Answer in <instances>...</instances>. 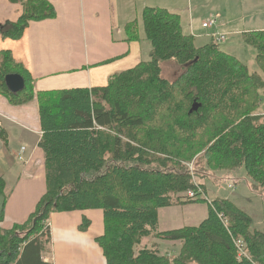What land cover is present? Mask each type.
I'll use <instances>...</instances> for the list:
<instances>
[{
    "label": "trees",
    "instance_id": "trees-1",
    "mask_svg": "<svg viewBox=\"0 0 264 264\" xmlns=\"http://www.w3.org/2000/svg\"><path fill=\"white\" fill-rule=\"evenodd\" d=\"M9 1L21 14L0 25L3 40L18 41L30 22L56 16L46 0ZM141 24L149 60L100 87L35 93L29 72L10 51H0V95L12 106L38 105L45 177V192L27 220L0 227V264H51L43 260L51 243L50 215L85 210L102 211L103 234L94 240L106 264H264V230L251 231L250 216L229 200L211 201L198 226L157 232L159 209L204 202L183 164L194 156L200 155L209 170L243 168L252 189L264 192V116L254 113L263 79L216 44L195 46L175 13L146 7ZM124 30L127 41L137 39V21ZM242 37L264 75V31ZM168 61L181 71L172 83L160 76V64ZM8 74L24 80L16 95L5 87ZM193 104L198 108L189 113ZM0 140L7 149L2 128ZM4 189L0 176V196ZM189 191L198 201L172 202L174 195ZM89 224L84 219L80 230ZM149 235L180 243L177 254L159 255L152 248L135 254ZM235 238L246 243L249 259H237Z\"/></svg>",
    "mask_w": 264,
    "mask_h": 264
},
{
    "label": "crops",
    "instance_id": "crops-1",
    "mask_svg": "<svg viewBox=\"0 0 264 264\" xmlns=\"http://www.w3.org/2000/svg\"><path fill=\"white\" fill-rule=\"evenodd\" d=\"M46 1L55 9V18L30 22L18 41L11 40V43L9 39L0 38V51H10L15 61L24 66L33 79L35 93L105 86L112 75L146 62L144 59L149 56L150 45L138 32L141 12L146 7L162 8L179 15L182 32L193 37L195 46L216 44L220 51L231 56L239 53V49L245 51L241 45L242 35L264 31V27L257 26L256 22L253 25L252 18L254 11H261L260 7L253 8L252 5H261L264 0H243L238 4L234 3L237 0H207V4H202L203 0ZM20 14L18 4L0 0V25L17 21ZM183 14L184 22L181 19ZM210 19L216 20L215 25L202 28ZM133 21H137V39L127 41L124 28ZM219 36L224 37L223 42H217ZM30 106L32 111L29 114L26 108ZM256 115L264 116V92ZM0 118L4 120L0 121L1 126L4 123L11 126L7 133L10 141L14 137L12 145H19V150L21 147L25 149L24 163L15 160L17 152H11L9 148L7 152L0 151L8 160L6 172L0 169V176L5 181L4 193L0 196V207L5 197L0 227L9 229L27 220L45 192L43 153L38 148L41 136L38 105L33 101L13 107L0 96ZM16 126L21 129L15 132ZM7 172L11 173L8 180ZM190 205L193 204L159 209L158 226L160 212L167 210L164 228L174 227L178 225L176 208ZM84 219L90 224L85 231H81ZM4 223L8 226H3ZM48 225L52 247L45 254L44 262L106 264L94 240L103 234L101 210L51 214Z\"/></svg>",
    "mask_w": 264,
    "mask_h": 264
},
{
    "label": "rangeland",
    "instance_id": "rangeland-1",
    "mask_svg": "<svg viewBox=\"0 0 264 264\" xmlns=\"http://www.w3.org/2000/svg\"><path fill=\"white\" fill-rule=\"evenodd\" d=\"M204 2H201L202 4H207V0H203ZM243 0H237L234 1L235 4L242 3ZM261 5L259 4H253V8H261V11H254L253 13V25L256 22L257 26L264 27V1ZM233 3V2H230ZM184 14L181 15L182 21L184 20ZM140 17V16H139ZM238 17V15L236 16ZM184 22V21H183ZM138 32L140 35L145 37L142 24L139 22ZM238 39H241V37H238ZM9 42L12 43L11 40ZM226 42V41H225ZM224 42V43H225ZM148 46L150 45L147 41ZM242 47L245 48V51L243 52V49H239V53H237L236 56L247 68L250 73H256L258 74L264 81V76L258 70L257 65L255 63V50L253 47L248 46L244 43L242 40L241 42ZM149 60V56L144 59ZM161 73L160 76L162 79L168 81V82H174L178 79L180 76V68L175 65L174 61H168L163 62L160 64ZM1 96V95H0ZM3 97V96H1ZM263 92L260 94V98L262 99ZM5 98V97H3ZM6 99V98H5ZM13 107H19L13 105ZM259 107V106H258ZM258 107L256 111L254 112L257 114ZM28 113L30 114L32 111V106L26 108ZM0 121H4L0 118ZM6 133L10 131V124L4 123L3 126H1ZM15 127V126H13ZM21 128H15V132L18 131ZM14 137H12L11 141ZM10 141V137L7 133V144L8 148L11 152H17L15 155V160L18 162L24 163L25 161V149L24 147H21L19 150V145H12V142ZM10 142V143H9ZM21 149H23V153L20 154ZM0 151L7 152L8 149H6L0 140ZM200 155L192 157V160L183 163L184 167L187 169L185 170L188 175L191 178V182L198 186L202 192V200L204 202L198 203L195 205L187 206L186 208H176L175 212V220H177V226L174 227H168L164 228V219L167 215L166 212L162 211L159 214V226L157 232H166L167 230L172 229H178L181 226H198L206 217H207V205L214 200H229L231 203H233L235 206H237L240 210H242L244 213L250 216L252 222L250 225L251 231H263L264 230V192H255L251 187V180L247 178L245 175L243 168H238L235 171H214L212 169H207L205 166V163L198 159ZM8 160L4 157L3 153L0 152V169L2 172H6L5 166H7ZM204 163V164H203ZM11 176V173H6L7 180ZM202 187V188H201ZM231 187V188H229ZM189 192H183L176 194L172 197V202H196L198 199L195 198H188ZM204 193V195H203ZM1 197H0V204H1ZM179 206V205H178ZM168 218V216L166 217ZM3 226H8L7 223H4ZM246 244V243H245ZM52 247V244L50 243V248ZM157 249L159 255H167V256H174L177 254V251L180 248V245L178 242L176 244H172L171 242H165L161 241L158 238H155V236L149 235V237L142 239L141 243L138 244L134 248L135 254H137L142 249ZM48 251V248H47ZM48 254V252H47ZM45 257V255H44ZM46 257L49 258L47 255Z\"/></svg>",
    "mask_w": 264,
    "mask_h": 264
},
{
    "label": "built area",
    "instance_id": "built-area-1",
    "mask_svg": "<svg viewBox=\"0 0 264 264\" xmlns=\"http://www.w3.org/2000/svg\"><path fill=\"white\" fill-rule=\"evenodd\" d=\"M215 19H210L208 21H206L203 25L202 28H211L212 26L215 25ZM224 41V37L223 36H219L217 39V42H223ZM23 153V149H21L20 154ZM231 188V187H229ZM188 198H194L195 193L194 192H190L188 193ZM218 217L223 220L224 225L226 226L227 222L226 219L224 218V216L222 214H218ZM234 243V247L236 249V255H237V259L240 261L241 259H249V256L247 254V250H246V244L243 241V239L241 238H235L233 240Z\"/></svg>",
    "mask_w": 264,
    "mask_h": 264
},
{
    "label": "water",
    "instance_id": "water-1",
    "mask_svg": "<svg viewBox=\"0 0 264 264\" xmlns=\"http://www.w3.org/2000/svg\"><path fill=\"white\" fill-rule=\"evenodd\" d=\"M4 84L6 89L13 95L18 94L24 89V80L18 74H8L4 78ZM198 105L193 104L189 113L196 111Z\"/></svg>",
    "mask_w": 264,
    "mask_h": 264
}]
</instances>
